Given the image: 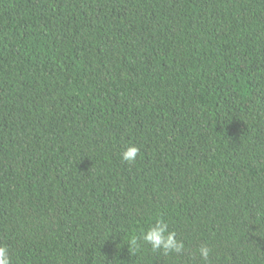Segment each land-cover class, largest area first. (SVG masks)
I'll return each mask as SVG.
<instances>
[{
    "label": "trees",
    "instance_id": "trees-1",
    "mask_svg": "<svg viewBox=\"0 0 264 264\" xmlns=\"http://www.w3.org/2000/svg\"><path fill=\"white\" fill-rule=\"evenodd\" d=\"M160 218L183 252L133 250ZM203 244L264 264V0H0L12 264H205Z\"/></svg>",
    "mask_w": 264,
    "mask_h": 264
},
{
    "label": "clouds",
    "instance_id": "clouds-1",
    "mask_svg": "<svg viewBox=\"0 0 264 264\" xmlns=\"http://www.w3.org/2000/svg\"><path fill=\"white\" fill-rule=\"evenodd\" d=\"M139 153L135 145H128L121 153V159L127 163H134ZM150 246L153 252H161L164 255L169 253L180 254L184 250V243L176 239V233L169 230V226L164 219H157L139 238L132 237L129 239V246L135 250L139 247V242ZM212 249L203 244L198 249L199 257L207 264ZM0 264H12L9 249L6 246H0Z\"/></svg>",
    "mask_w": 264,
    "mask_h": 264
}]
</instances>
